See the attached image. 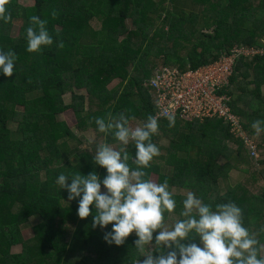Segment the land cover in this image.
Here are the masks:
<instances>
[{
    "label": "trees",
    "instance_id": "1",
    "mask_svg": "<svg viewBox=\"0 0 264 264\" xmlns=\"http://www.w3.org/2000/svg\"><path fill=\"white\" fill-rule=\"evenodd\" d=\"M24 1L8 0L11 20L0 21V50L17 56L13 76L0 74V264L143 259L134 236L124 245H109L103 239L107 229H93L91 215L79 218L77 201H68L56 177L78 170L103 177L105 169L94 164L95 151L82 132L90 128L93 145L119 147L110 134L97 131V117L124 112L134 117L130 126H138L135 120L155 115L157 93L150 82L158 68L194 69L232 47L261 49L237 59L227 87L232 112L254 136L257 159L223 119L174 115L169 127L166 116H158L152 140L160 154L146 172L156 182L167 179L174 193L177 207L165 214L169 228L182 218V200L193 191L213 206L235 202L245 226L264 244V133L257 136L251 127L264 120V0ZM33 15L47 20L54 39L39 52L27 50ZM15 20L20 25L13 34ZM60 41L63 47L57 46ZM114 78L120 81L108 87ZM64 113L73 115V124ZM128 151L135 167L134 145ZM232 170L243 178L232 182ZM25 226L31 228L29 237L23 236ZM16 245L20 249L13 251Z\"/></svg>",
    "mask_w": 264,
    "mask_h": 264
},
{
    "label": "clouds",
    "instance_id": "2",
    "mask_svg": "<svg viewBox=\"0 0 264 264\" xmlns=\"http://www.w3.org/2000/svg\"><path fill=\"white\" fill-rule=\"evenodd\" d=\"M7 4L8 0H0V21L11 20ZM46 25L47 20L37 15L29 18L28 51L39 52L53 44ZM57 46L63 47V42ZM16 58L14 50H0V74L13 76ZM166 118L172 127L174 114L168 113ZM131 119L134 117L124 112L95 119L97 131L110 134L119 145L96 146L92 160L105 169L103 177L95 170L57 175L56 183L66 189L68 201H77L78 217L91 215L93 229H107L103 239L109 245H124L130 235L134 236V248L143 259L133 264H264V244L256 232L245 226L243 209L235 202L213 206L188 191L179 213L182 218L170 228L166 225L165 214L177 207L174 193L167 179L156 182L146 172L160 154L159 146L152 140L159 131L158 117L150 114L136 127L130 126ZM251 127L260 136L264 133V120L253 121ZM129 145H134L131 159L135 167L129 164ZM260 230L264 231V226Z\"/></svg>",
    "mask_w": 264,
    "mask_h": 264
},
{
    "label": "built area",
    "instance_id": "3",
    "mask_svg": "<svg viewBox=\"0 0 264 264\" xmlns=\"http://www.w3.org/2000/svg\"><path fill=\"white\" fill-rule=\"evenodd\" d=\"M250 48L233 47L213 62L194 69L181 71L176 66L158 68L150 82L157 93L155 115L172 113L184 118L223 119L257 157L254 141L243 129L240 117L232 112L227 93L237 59L257 53Z\"/></svg>",
    "mask_w": 264,
    "mask_h": 264
},
{
    "label": "rangeland",
    "instance_id": "4",
    "mask_svg": "<svg viewBox=\"0 0 264 264\" xmlns=\"http://www.w3.org/2000/svg\"><path fill=\"white\" fill-rule=\"evenodd\" d=\"M25 4H31L32 1L31 0H25L24 1ZM20 25V20H15L14 21V24H13V27H12V33L15 34L18 30V27ZM233 48V47H232ZM231 49V48H230ZM249 50H253V51H260L261 49L260 48H250ZM248 53V51L246 52ZM255 54H247V57H252L254 56ZM120 81V78H114L110 83H109V86L108 87H112L114 86L115 84H117L118 82ZM79 91V90H77ZM263 91H264V86H263ZM70 94L69 93H66L64 95V100L65 102H69L70 100ZM21 108V107H19ZM63 116L66 118V120L70 123V124H73V122L75 121V119L73 118V115L71 113H64ZM135 122L138 124V125H141L142 123L138 120H135ZM89 130H86L84 132H82V134L84 135V137L88 140L89 142V146L92 148L93 151H96V146L97 145H93V142L96 141L95 137H94V134L93 132L90 130V128H88ZM76 135H78L80 132L79 131H75ZM251 136V135H250ZM254 138V136L252 135L251 136V139ZM98 141H101L102 142V139H98ZM254 141V140H253ZM165 143H166V140H165ZM113 145L114 147H117L116 143L114 144H111ZM83 146H85L83 144ZM258 157V155H257ZM257 157L255 156V160L257 159ZM262 166V165H261ZM230 175H231V179H232V182H234L235 180H240L243 178V174L238 172V171H231L230 172ZM155 175L152 176V179H155ZM155 181V180H154ZM23 231V236L24 237H29L31 234H32V231H31V228L30 226H25L23 227L22 229ZM20 249V246L19 245H16L15 247H13V251H18ZM261 252L264 254V249L261 250Z\"/></svg>",
    "mask_w": 264,
    "mask_h": 264
}]
</instances>
